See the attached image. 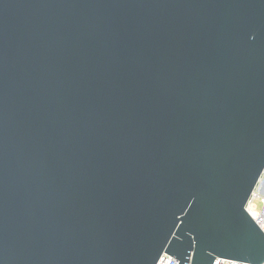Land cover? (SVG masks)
I'll use <instances>...</instances> for the list:
<instances>
[{
    "label": "water",
    "instance_id": "95a60500",
    "mask_svg": "<svg viewBox=\"0 0 264 264\" xmlns=\"http://www.w3.org/2000/svg\"><path fill=\"white\" fill-rule=\"evenodd\" d=\"M264 0H0V264H264Z\"/></svg>",
    "mask_w": 264,
    "mask_h": 264
},
{
    "label": "built area",
    "instance_id": "2783aa9c",
    "mask_svg": "<svg viewBox=\"0 0 264 264\" xmlns=\"http://www.w3.org/2000/svg\"><path fill=\"white\" fill-rule=\"evenodd\" d=\"M246 211L257 226L264 233V172L261 175L259 182L251 195L247 205ZM158 264H179V261L168 255L164 254ZM214 264H250L244 262H237L232 260L218 259Z\"/></svg>",
    "mask_w": 264,
    "mask_h": 264
}]
</instances>
